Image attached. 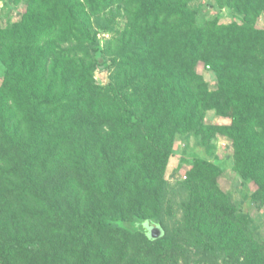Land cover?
<instances>
[{
    "label": "trees",
    "instance_id": "obj_1",
    "mask_svg": "<svg viewBox=\"0 0 264 264\" xmlns=\"http://www.w3.org/2000/svg\"><path fill=\"white\" fill-rule=\"evenodd\" d=\"M192 1L25 0L0 28V264H264L217 164L196 158L175 185L163 176L176 134L219 133L264 205V0H216L240 14L230 23L199 22ZM114 6L126 21L102 49L92 17ZM97 65L113 69L107 84ZM209 109L230 122L204 123ZM176 208L194 234L169 228Z\"/></svg>",
    "mask_w": 264,
    "mask_h": 264
},
{
    "label": "rangeland",
    "instance_id": "obj_2",
    "mask_svg": "<svg viewBox=\"0 0 264 264\" xmlns=\"http://www.w3.org/2000/svg\"><path fill=\"white\" fill-rule=\"evenodd\" d=\"M24 1L25 0H0V28L12 25L14 22L21 19L26 9ZM208 2L212 3L210 8L205 7V4ZM190 6L195 10L199 22L218 18L222 23H230L237 20V17L240 16L232 7L220 6L216 0H193ZM125 21V9L117 6L107 10L99 21L96 20L95 17H92L91 30H95L100 24L106 26L104 31L96 35L100 48L104 49L106 47L107 41L112 37V34H114L113 30L122 28ZM258 24H264V14L260 16ZM96 55L102 58V63L105 60H110L109 54L96 53ZM5 70L6 67L0 60V83L3 80ZM112 70L113 69L106 70L105 66L99 67V65H97L94 69L96 80L99 83L107 84L110 81ZM197 70L203 75L208 88L212 91L216 90L218 87L216 75L205 69L202 62L198 63ZM203 122L208 125L228 124L230 119L221 117L216 109H209L205 113ZM203 139L204 137L196 135L194 132L176 134L172 143V156L163 174L164 178L171 185H175L179 181H184L187 172L191 169L193 161L196 158L217 164L221 169L217 178V184L226 195V202L229 205H233L236 208H241L243 211L248 212L258 227V235L264 238V205H261L258 201L251 198V194L257 188L255 182L243 179L234 169L231 140L219 133L213 136L210 141H208V139ZM183 213L181 208H176L166 216L169 228L177 232H196L197 229L194 225L190 226L189 223V229L185 226L186 223L183 219ZM206 236H208L207 233ZM223 259L224 258L219 257L220 262L218 264H228L227 262L224 263ZM179 260L178 264H184L183 258ZM229 262L236 263L237 261L235 259H230ZM203 263L211 264L208 261ZM189 264H197V260H191Z\"/></svg>",
    "mask_w": 264,
    "mask_h": 264
},
{
    "label": "water",
    "instance_id": "obj_3",
    "mask_svg": "<svg viewBox=\"0 0 264 264\" xmlns=\"http://www.w3.org/2000/svg\"><path fill=\"white\" fill-rule=\"evenodd\" d=\"M99 62H102V58H99ZM162 231L159 228L152 229L149 233L150 237L156 238L158 237Z\"/></svg>",
    "mask_w": 264,
    "mask_h": 264
}]
</instances>
